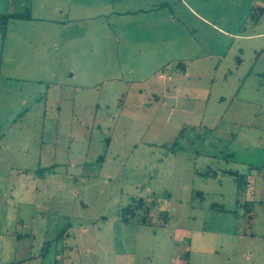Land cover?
<instances>
[{"label":"rangeland","instance_id":"obj_1","mask_svg":"<svg viewBox=\"0 0 264 264\" xmlns=\"http://www.w3.org/2000/svg\"><path fill=\"white\" fill-rule=\"evenodd\" d=\"M151 1L0 0L22 16L0 31V264H107L79 224L131 198L167 211L165 226L151 214L158 233L237 232L264 264L261 8L190 3L206 25Z\"/></svg>","mask_w":264,"mask_h":264},{"label":"crops","instance_id":"obj_2","mask_svg":"<svg viewBox=\"0 0 264 264\" xmlns=\"http://www.w3.org/2000/svg\"><path fill=\"white\" fill-rule=\"evenodd\" d=\"M179 1L187 9V15L190 14L192 20L196 19V21L209 25L210 15L207 17L190 7V3L200 6V1ZM151 2H154V6L150 7L148 11L165 9L169 3L168 0ZM253 3L255 4L252 7L261 8L260 14L263 16L264 1L257 0ZM159 10H155L156 12L153 13H158ZM179 15L182 16V14ZM171 16L175 20L179 17L175 14H171ZM211 18H216V16L211 15ZM159 19L161 20V17ZM217 30L223 35H228L226 30ZM262 34L264 32H260L256 36ZM194 56L193 49L188 48L183 59H179L177 62L184 66V59H191ZM161 70L162 68L159 69V71ZM82 220H84L83 223L79 224L82 232L79 243L83 252L94 254L100 247L107 264H162L169 247H171L172 254L170 264H248L249 255H252L245 249V244L237 232H229L225 229H220L223 231H219V234L211 237L215 242L212 243L213 241H199L198 238L185 241L183 238H192L193 236L192 230L189 228L176 227L173 235H166L162 232L158 233V230L148 224L124 223L119 218L113 220L106 217L102 219V222H98L96 218L88 219L87 222L85 219ZM221 228L223 227L221 226ZM224 232H226L225 236ZM218 235H222L225 239L219 240ZM185 255L186 258H184ZM254 264L257 262L255 261Z\"/></svg>","mask_w":264,"mask_h":264},{"label":"trees","instance_id":"obj_3","mask_svg":"<svg viewBox=\"0 0 264 264\" xmlns=\"http://www.w3.org/2000/svg\"><path fill=\"white\" fill-rule=\"evenodd\" d=\"M14 16H20L21 15H14V14H4L0 16V31L3 33L5 32L6 24L9 20V18ZM233 175H235V179L237 181L238 188H243V179H240L241 174L238 172H231ZM132 202L124 207L120 214V221L124 223L128 222H135L139 224H148L150 226H155L154 222L151 220V214L156 213L159 217V220L156 223L158 226H165L167 224L168 214L167 211L162 210V212L159 213V211L155 210V204L153 203L154 200L144 199V198H131ZM103 218H106L103 216Z\"/></svg>","mask_w":264,"mask_h":264}]
</instances>
